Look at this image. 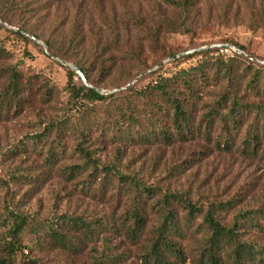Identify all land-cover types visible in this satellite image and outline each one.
Listing matches in <instances>:
<instances>
[{
  "label": "trees",
  "instance_id": "1",
  "mask_svg": "<svg viewBox=\"0 0 264 264\" xmlns=\"http://www.w3.org/2000/svg\"><path fill=\"white\" fill-rule=\"evenodd\" d=\"M57 1L0 0V19L18 27L5 28L8 33L32 40L26 23H19L23 12L35 16ZM162 1L176 12L165 27L188 33L191 12L205 0ZM68 39L78 42L76 34ZM45 43L58 56V42ZM235 46L245 54L227 47L195 51L186 57H196V63L175 69L160 65L109 94L96 89L100 76L113 67L105 60L76 63L91 86L64 67L67 80L62 88L38 73L24 76L18 66L0 62V119L33 110L36 103L40 110L32 123L37 131L0 149L2 162L19 159L0 176V190H5L0 202V264H14L19 255L26 258V234L40 250L77 255L90 245L89 264L124 262L129 252L116 251L112 242L117 239L136 248L139 264H264V243L251 236L253 231L264 233V197L231 213L235 199H206L165 181V176L176 179L187 160L166 165L164 174L151 181L124 163L128 148L194 141L204 144L198 155L211 148L227 153L238 148L247 157L264 159V63ZM7 56L0 45V60ZM174 56L169 54L170 65L185 58ZM141 65L121 70L124 84L151 69L137 70ZM94 66L99 76L95 79ZM45 106H53L55 112H45ZM107 148L109 157L103 155ZM52 174L80 193L103 200L108 209L51 213L45 218L22 210L21 199H16L18 186H26L25 197L40 190ZM25 261L44 264L37 258Z\"/></svg>",
  "mask_w": 264,
  "mask_h": 264
},
{
  "label": "rangeland",
  "instance_id": "2",
  "mask_svg": "<svg viewBox=\"0 0 264 264\" xmlns=\"http://www.w3.org/2000/svg\"><path fill=\"white\" fill-rule=\"evenodd\" d=\"M22 1L33 3L32 0ZM23 14L20 25L26 23V33L38 34L41 43L33 39H18L5 30H18V27L0 19V45L8 52L6 59L0 62L18 66L24 76L38 73L59 88L66 84L67 76L66 66L57 59L72 65L81 61L95 64V61L105 60L112 63V69L100 76L97 82L96 89L102 94L134 84L158 68L161 62L168 69L194 64L196 57H186L181 53L201 47L210 49L214 44L226 45L224 47L235 52H239L235 45H241L246 49L247 56L264 63V0H205L191 12L188 33L173 32L165 27L166 20L174 19L176 12L162 0H60L39 10L35 16L30 12ZM75 34L78 42H69L68 38ZM47 39L58 42V56H53L49 50L45 52L42 43L46 44ZM172 53L185 58L178 64L170 65L169 54ZM137 63H142L137 70L144 67L151 69L124 84L126 77L121 70L136 67ZM96 74L97 68L94 66L91 73L93 79L99 77ZM118 84L124 85L116 87ZM38 107L36 103L33 110L0 119V149L27 133L37 131L32 123L40 112ZM43 108L47 113L55 112L53 106ZM202 145L203 142L194 141L172 147L128 148L124 153V163L131 171H137L151 181L154 175L164 174L166 165L176 160H187L186 168L176 179L165 176V181L172 188L190 190L195 196L202 194L206 199H235L231 213L242 207H252L264 197V159L259 156L247 157L238 148L230 153L211 148L198 155L199 151L205 149ZM110 151L111 148L103 150V155L109 157ZM18 160L2 162L0 158V176L5 175L7 168H13ZM50 177L40 190L25 197L22 195L26 186L17 187L16 199H21L22 210L35 211L45 218L51 213L78 214L108 209L103 200L80 193L54 174ZM4 193L5 190H0V202L5 197ZM251 236L257 242L264 243V233L253 231ZM23 244L26 245V258L19 255L14 264H32L25 261L27 258H37L44 264H89L90 261V245L83 247L81 253L70 255L59 249L40 250L34 245L30 234L24 235ZM112 244H117L116 251L129 252L126 260L120 264H139L135 256L136 248L129 242L117 239ZM98 247L101 249L99 243ZM184 264L191 263L187 261Z\"/></svg>",
  "mask_w": 264,
  "mask_h": 264
},
{
  "label": "water",
  "instance_id": "3",
  "mask_svg": "<svg viewBox=\"0 0 264 264\" xmlns=\"http://www.w3.org/2000/svg\"><path fill=\"white\" fill-rule=\"evenodd\" d=\"M26 35L28 36V37H30L31 39H33V40H35V41H37V42H39V43H41L36 37H34L33 35H31V34H28V33H26ZM43 45H44V47H45V52L46 53H48V49H47V45L46 44H44V43H42ZM224 46H226V45H222V44H214V45H211L210 47H224ZM203 49H206V47H201V48H196V49H190V50H187V51H184V52H182L181 54H189V53H192V52H195V51H199V50H203ZM240 53H242V54H245V52H243V51H239ZM180 55L178 54V55H175L172 59H174V58H177V57H179ZM250 57V56H249ZM251 59H252V57H250ZM60 63H62L63 65H65L66 67H68V68H70L71 70H73L79 77H80V79L82 80V82L84 83V84H86V85H88V86H91L88 82H87V80H86V78H85V76H84V74L81 72V70L76 66V65H72V64H70L69 62H67V61H63V60H59V59H57ZM164 62H161L158 66H160V65H162ZM128 86H130V84H128L127 86H125V87H121V88H118V89H114V90H111V91H106L105 93H112V92H115V91H117V90H121V89H124V88H126V87H128ZM98 92H100L99 90H97ZM101 93V92H100Z\"/></svg>",
  "mask_w": 264,
  "mask_h": 264
}]
</instances>
